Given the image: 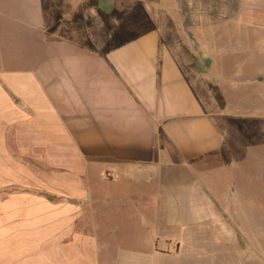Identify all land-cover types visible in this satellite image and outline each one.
<instances>
[{"label":"crops","instance_id":"crops-1","mask_svg":"<svg viewBox=\"0 0 264 264\" xmlns=\"http://www.w3.org/2000/svg\"><path fill=\"white\" fill-rule=\"evenodd\" d=\"M142 3L0 0V264H240L255 249L209 84L226 55H257L264 0H172L169 19L158 3L129 28Z\"/></svg>","mask_w":264,"mask_h":264},{"label":"rangeland","instance_id":"rangeland-1","mask_svg":"<svg viewBox=\"0 0 264 264\" xmlns=\"http://www.w3.org/2000/svg\"><path fill=\"white\" fill-rule=\"evenodd\" d=\"M171 1L141 0L142 7H138L136 11L132 8L130 11L129 28L133 21L141 17L140 15L143 17V14L157 12L156 7L159 4L166 18L169 19ZM206 1L211 6L218 0ZM253 50L257 55L251 56L252 58L244 55L237 58L232 57V54L226 55L224 60L228 64L227 71L221 74L216 84L212 82L209 84L222 102L221 108L225 114L224 128L232 132L228 140L230 145L234 146L230 178L235 179L238 184L235 196L240 199L238 202L241 205L249 200L253 212L250 217H242V220L251 223L250 229L255 249L242 250L241 260H243L240 264H264V41L259 40ZM234 63L239 64V67L234 66ZM190 75L194 82L200 84L201 79L196 74ZM213 76L216 77V74ZM122 250L121 248L111 249L110 261L116 260ZM134 251L148 250L139 248ZM254 251L257 252V263L251 260L252 256H256ZM213 253H217V250H213ZM157 264L188 263L185 258L161 257Z\"/></svg>","mask_w":264,"mask_h":264}]
</instances>
